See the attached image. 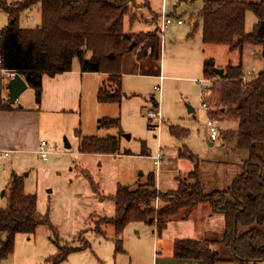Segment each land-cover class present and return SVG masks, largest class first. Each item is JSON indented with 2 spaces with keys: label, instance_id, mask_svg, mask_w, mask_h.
Listing matches in <instances>:
<instances>
[{
  "label": "trees",
  "instance_id": "obj_1",
  "mask_svg": "<svg viewBox=\"0 0 264 264\" xmlns=\"http://www.w3.org/2000/svg\"><path fill=\"white\" fill-rule=\"evenodd\" d=\"M34 7L40 10V24L20 28L21 12ZM134 7V0H22L10 4L0 0V10L8 18L0 29V68L20 75L39 103L43 76L69 72L77 59L82 73L105 74L110 83L107 90L102 86L98 89L97 102L121 104L126 97L121 88L123 56L134 52L138 59L147 55L158 59L160 54L158 28L145 33L125 31V19ZM249 12L255 22L247 33L245 18ZM197 18L204 45H224L229 52L239 54L237 64L224 66L221 76L213 72L214 60L205 59L202 75L211 82L209 117L218 123L226 120L236 124L234 130L220 135L222 141L230 143L232 153H245L240 173L225 190L204 192L198 157L180 149L179 159L189 161L192 170L186 174L187 182L177 179L175 190L159 192L154 174L149 173L144 182L117 184L114 195L105 196L86 175L94 195L100 201H111L114 208L112 217L99 218L93 232L103 235L105 227H113L118 253L122 252L121 236L130 223L153 225L161 237L169 222L185 221L199 205H206L211 214L223 216V231L207 233L202 240H175L172 257L181 264H257L264 262V0H201ZM247 44L260 48L263 65L256 74L244 72L242 54ZM149 102L159 108L154 97ZM1 108L12 109L10 105ZM118 125L119 118L98 121L101 128ZM170 133L178 139L187 135L186 130L174 126ZM77 137L80 153L120 154L119 136L81 137L77 133ZM142 154L147 155L146 151ZM6 193L5 207L0 208V234L4 235L0 260L12 253L16 234L32 235L39 225L52 229L47 215L37 211L36 196L24 193L22 178L12 174ZM156 201L161 202L160 208H155ZM224 249L230 257L221 256L219 250ZM63 251L49 264L65 260L69 249Z\"/></svg>",
  "mask_w": 264,
  "mask_h": 264
},
{
  "label": "rangeland",
  "instance_id": "obj_2",
  "mask_svg": "<svg viewBox=\"0 0 264 264\" xmlns=\"http://www.w3.org/2000/svg\"><path fill=\"white\" fill-rule=\"evenodd\" d=\"M5 1L10 4L22 0ZM134 5L125 19V31L139 33L142 30L145 33L160 29L161 13L169 17L170 22L160 35L158 59H141L140 66L137 64L135 68L133 53L126 55L128 67L125 70L123 65L121 67L122 91L126 97L121 104L101 106L93 96H84L79 113L42 122L40 136L50 151L46 160L38 154L0 158V179L12 168L8 181H0V208L5 207L6 187L11 175L18 174L23 180L24 193L36 196L38 213L47 215L52 225V229L39 225L32 235L16 234L12 253L0 260V264H49L58 253L64 252L63 249H69V253L58 264H181L172 257V241L158 237L153 225L145 222H132L126 226L121 236L122 252L115 253L113 227H105L103 235L93 232L100 217L114 215L113 204L107 199L100 201L94 195L86 175L105 196L114 195L117 184L144 182L149 173L154 174L158 186L167 190L175 182V167L179 170L177 179L181 182L189 180L186 174L192 170V164L179 159L180 149H188L198 157L204 192L225 190L240 173L245 153L229 152L230 143L221 139L209 146L206 122L208 119L218 121L209 117L212 111L210 94L202 93L200 88L203 84L209 86L202 75L205 59H213L215 68L222 69L228 64L236 65L239 54L229 52L224 45L202 43L201 24L197 18L201 0H134ZM129 19L133 27H129ZM7 20V15L0 10V27L6 25ZM178 20L182 24H178ZM254 22V15L247 13V33ZM39 24L38 7L21 12L20 28L32 29ZM242 62L244 72L256 74L263 65L260 48L245 45ZM72 64L74 68L79 66L77 59ZM101 80V86L107 90L110 83L104 78ZM158 84L160 93L152 90ZM23 94L26 104L35 103L33 90ZM152 96L159 101L160 121L147 117L148 112L157 109L149 99L144 101ZM203 101L207 104L206 109L202 107ZM188 107L193 112L189 113ZM102 118H119V125L101 128L98 121ZM149 125H153L152 128ZM172 126L186 130V137H174L170 133ZM235 127V122L224 120L219 123L218 130L221 134V131ZM77 133L81 137L119 136L120 154L80 153ZM66 141L69 148L65 147ZM144 151L147 155L142 154ZM159 153L162 160L157 166L154 159ZM200 234L196 240L208 237L207 233ZM3 239L4 235L0 234V240ZM219 252L224 258L230 257L226 249Z\"/></svg>",
  "mask_w": 264,
  "mask_h": 264
},
{
  "label": "crops",
  "instance_id": "obj_3",
  "mask_svg": "<svg viewBox=\"0 0 264 264\" xmlns=\"http://www.w3.org/2000/svg\"><path fill=\"white\" fill-rule=\"evenodd\" d=\"M180 24H182V22ZM1 28L2 27H0V29ZM165 28L163 29V32ZM141 31L142 30H139V32ZM131 32L137 33L136 31H131ZM163 32H161V24H160L159 34L161 35V33ZM160 44H161V39H160ZM126 55H124L122 58L123 61L122 65L124 70L126 69V67H128L125 64ZM133 55H134L133 59L135 60V61L133 60V65L135 66V68H137V64L138 66H140L141 59L142 60L150 59L148 55L141 59H138L134 52ZM3 71L5 70H2L0 68V158L10 156V158L12 159V158H18V156L20 155L38 154L37 148L39 143L42 141L40 132L42 127V122L44 123V119L45 121L46 119L53 120V119H58L59 117H63L65 115L79 113L82 108V101L84 96H87L88 98L90 96H93L96 100V103L101 106L109 105V104L98 103L96 99L97 91L99 87L102 85L101 83H103L101 79L104 78V81L106 80L105 75H102L101 73H82L80 71L79 66H77V68H74L73 64L71 71L69 72L57 74L53 77L43 76L41 81V98L39 103L35 101V103L26 104V100L25 98H23L24 94L23 95L21 94L26 90H32L31 88H29V86H27V88L20 94L21 96L19 95L20 98L19 99L17 98L15 103L9 104L8 91L6 89V85L10 80H7L5 73ZM134 75L139 76L142 74H134ZM97 76H99L101 79H98ZM121 88H122V84H121ZM148 99L149 98H146L144 99V101H147ZM155 100L158 102L159 105V101L156 98ZM146 104L150 105V103H146ZM6 105H10L12 109L4 110L3 108H1ZM156 126L157 125H155V127ZM224 131H229V130H224ZM218 139H221L220 132ZM217 140L211 141L209 139V146H212ZM229 152H231V149L229 150ZM160 155L162 156V154ZM176 169L177 168L175 167L174 168L175 172H173L174 173L173 178L175 182H173L171 188H168L167 190H164L160 186H158L155 179L156 189L159 192L175 190L178 187V182L176 179H177V175H179V170ZM237 171L238 170L234 171L233 174L237 173ZM11 172H12V168L8 170L6 174H4L3 178L0 179V181H5V179L6 181H8ZM154 205L155 208H160L162 206L161 202L159 201H156ZM153 228L155 227L153 226ZM223 229H224L223 216L220 214H211L209 208L206 205H199L187 220L169 222L167 224L166 229L163 231L161 237L167 239L169 242L172 241V245H173V242L175 240H181V239L196 240L198 237L202 235L200 233L205 234L211 232V233L220 234L223 231Z\"/></svg>",
  "mask_w": 264,
  "mask_h": 264
},
{
  "label": "built area",
  "instance_id": "obj_4",
  "mask_svg": "<svg viewBox=\"0 0 264 264\" xmlns=\"http://www.w3.org/2000/svg\"><path fill=\"white\" fill-rule=\"evenodd\" d=\"M169 22H170L169 17H167L166 15L161 13V32H163V29L169 24ZM177 23L180 24L181 21L178 20ZM3 72L5 73V76H6L7 80L13 79V77L15 75L14 73L9 72V71H3ZM248 74H250V72H248ZM206 81L209 82V86H204V84L201 85L200 86L201 91L204 94H211V88H210L211 87V82L209 80H206ZM152 90L154 92L160 93L161 87H160V85H155V86H153ZM202 107L206 109V107H207L206 102H204L202 104ZM147 117H148L149 120H154V119H156L158 121L162 120V117L160 115V112H159L158 108L155 111L148 112L147 113ZM206 126L209 128V139L211 141L217 140L218 136H219L218 122H216L215 120H212V119H208L207 122H206ZM156 127H158V125ZM49 152H50L49 151V145L45 141H41L39 143V145H38V148H37V153H38L39 157L42 160H46L48 155H49ZM161 159H162V156L160 154H158V156L154 159V164L158 166L159 161Z\"/></svg>",
  "mask_w": 264,
  "mask_h": 264
},
{
  "label": "water",
  "instance_id": "obj_5",
  "mask_svg": "<svg viewBox=\"0 0 264 264\" xmlns=\"http://www.w3.org/2000/svg\"><path fill=\"white\" fill-rule=\"evenodd\" d=\"M134 46V43L130 46V49ZM213 72L217 76H221L223 74V69L219 68H214ZM27 88V84L25 81L22 79V77L18 74H15L13 79H11L8 84L6 85V89L8 91V103L13 104L19 97V95ZM188 112L191 113L193 112V109L188 107ZM124 137L129 138V135H124ZM65 147L69 148V144L65 143Z\"/></svg>",
  "mask_w": 264,
  "mask_h": 264
}]
</instances>
